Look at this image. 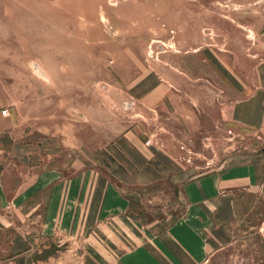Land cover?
<instances>
[{
	"label": "rangeland",
	"instance_id": "374dc122",
	"mask_svg": "<svg viewBox=\"0 0 264 264\" xmlns=\"http://www.w3.org/2000/svg\"><path fill=\"white\" fill-rule=\"evenodd\" d=\"M263 57L264 0H0V183L20 196L76 160L79 178L94 168L143 214L124 246L83 231L34 264H120L173 227L156 264H264V198L251 189L235 193L230 237L205 256L176 230L192 210L184 186L264 149L230 120ZM12 140L22 158L6 157ZM2 230L0 263L29 245Z\"/></svg>",
	"mask_w": 264,
	"mask_h": 264
},
{
	"label": "crops",
	"instance_id": "0c3cea01",
	"mask_svg": "<svg viewBox=\"0 0 264 264\" xmlns=\"http://www.w3.org/2000/svg\"><path fill=\"white\" fill-rule=\"evenodd\" d=\"M253 77L252 86H237L241 92L231 107L230 120L233 131H246L264 139V57L255 64ZM17 150L12 140L6 157L22 158L24 154ZM115 156L118 161L126 159L119 150ZM77 162L69 166V175L56 167L40 171L29 189H24L27 195L15 196L17 190H9L0 183V229L9 234L12 231L15 234L12 238L23 245L29 243L24 247L25 252L0 264H34L33 257H57L61 243L68 239L77 241L83 231L87 240L117 241L124 246L127 221L134 230L140 228L143 214L136 198L139 196L130 201L92 167L86 168L79 178ZM245 188L264 198V149L244 163L230 165L184 186L192 210L189 222L183 220L176 230L180 231L179 239L189 256H205V248L210 251L211 247L226 243L237 208L233 196ZM174 228L160 234L150 232L146 238L148 244L135 248L128 258L125 252L120 254V264H156L158 246L167 248L173 240ZM158 241L163 244L158 245Z\"/></svg>",
	"mask_w": 264,
	"mask_h": 264
},
{
	"label": "built area",
	"instance_id": "2783aa9c",
	"mask_svg": "<svg viewBox=\"0 0 264 264\" xmlns=\"http://www.w3.org/2000/svg\"><path fill=\"white\" fill-rule=\"evenodd\" d=\"M6 113H7V111H6V110L2 112V114H3V115H5Z\"/></svg>",
	"mask_w": 264,
	"mask_h": 264
}]
</instances>
